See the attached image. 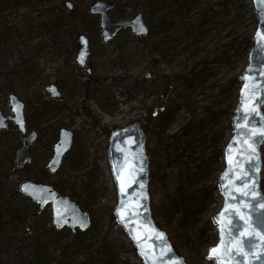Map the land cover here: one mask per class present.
Returning a JSON list of instances; mask_svg holds the SVG:
<instances>
[{"label":"rangeland","instance_id":"rangeland-1","mask_svg":"<svg viewBox=\"0 0 264 264\" xmlns=\"http://www.w3.org/2000/svg\"><path fill=\"white\" fill-rule=\"evenodd\" d=\"M96 2L115 7L114 23L141 14L149 34L126 29L104 43L100 17L90 14ZM256 25L249 0H0V110L11 114L8 96L15 94L26 103L27 134H37L32 163L22 170L15 168L21 134H0V264H142L115 217L100 209L117 201L109 133L135 121L148 133L156 224L188 264H214L206 256L218 242L212 217L223 202V150ZM82 35L90 40V73L76 62ZM25 45L38 49L31 69ZM51 85L61 98L46 92ZM147 108L156 119L150 124ZM167 109L173 119L158 134ZM62 129L73 133V146L60 171L46 176ZM26 181L61 184L89 212L91 227L56 233L51 205L39 214L19 195ZM13 211L21 212L17 220Z\"/></svg>","mask_w":264,"mask_h":264},{"label":"water","instance_id":"water-1","mask_svg":"<svg viewBox=\"0 0 264 264\" xmlns=\"http://www.w3.org/2000/svg\"><path fill=\"white\" fill-rule=\"evenodd\" d=\"M249 1L257 26L248 53V65L238 76L241 87L232 118L233 134L223 150L225 166L218 179L223 203L212 217L218 242L209 248L206 256L207 261L215 264H264V0ZM67 6L70 10L73 8L70 3ZM113 9V5L105 2H96L90 8L91 14L100 16L105 43L128 28L137 36L148 35L149 29L141 14L132 20L114 23L109 18V11ZM79 44L81 48L76 62L85 67L91 54L89 39L82 35ZM46 91L52 98L61 97L55 85L47 87ZM9 105L12 116L5 117L0 110V132L17 126L23 145L17 152L16 169H22L32 162L31 148L37 134L26 135V103L10 94ZM147 136L138 121L110 132L108 157L117 190V203L113 210L116 223L127 234L143 264H188L153 218ZM73 143V133L62 129L47 165L50 174L60 170ZM19 190L39 205V212L51 205L52 223L56 230L69 228L72 233L77 229L85 232L91 226L89 212L82 211L78 204L53 186L26 181ZM213 248L218 249L216 254L211 253Z\"/></svg>","mask_w":264,"mask_h":264},{"label":"trees","instance_id":"trees-1","mask_svg":"<svg viewBox=\"0 0 264 264\" xmlns=\"http://www.w3.org/2000/svg\"><path fill=\"white\" fill-rule=\"evenodd\" d=\"M72 15V14H71ZM96 32H98L99 33V30L98 29H96ZM251 42H252V40L251 39H248L247 41H246V44H245V49L247 50V49H249L250 48V45H251ZM22 49H21V52L23 53V52H25V54H26V59H25V56H24V59L23 60H25L24 61V64H26V66H28L27 68H29V69H31V68H33V66H34V59H35V54H36V52H37V47L35 48V50H33V48H30V47H28V46H22L21 47ZM96 54H95V57H97V58H99L100 56H101V54H100V52L98 51V52H95ZM19 67V66H18ZM147 112L149 113L148 114V116H146L145 117V119H146V122L148 123V124H150L152 121H155L154 120V114L152 113L153 111L151 110H149L148 108H147ZM88 116H90L89 115V113H88ZM173 116H174V112L172 111V109H167V111L164 113H162V114H160L159 115V117H158V124L156 125V127H155V131L158 133V134H160V132L163 130V128L167 125V124H169V122L173 119ZM31 126H32V121H31ZM168 126V125H167ZM153 134V133H152ZM155 152V149H151V150H149V153L150 154H153ZM264 154V153H263ZM44 173H45V175L46 176H48L49 175V173L47 172V170H46V168L44 169ZM263 184H264V179H263ZM59 188H58V190L62 193V194H64V189L61 187V184H58L57 185ZM61 189V190H60ZM27 203L28 202H31L29 199H27L25 196H23V195H21V194H19ZM102 211H104V212H107V213H109V214H111V216H113V212H112V208H100ZM10 218H13V219H18L20 216H21V212L19 211H13L12 213H10ZM34 217H38V214H34ZM113 223L115 224V221H114V218H113ZM56 233H58V232H56ZM133 251H134V249H133V247L131 248ZM135 252V251H134Z\"/></svg>","mask_w":264,"mask_h":264},{"label":"flooded vegetation","instance_id":"flooded-vegetation-1","mask_svg":"<svg viewBox=\"0 0 264 264\" xmlns=\"http://www.w3.org/2000/svg\"><path fill=\"white\" fill-rule=\"evenodd\" d=\"M10 112H11V111H10ZM4 115H5V114H4ZM11 115H12V112H11L10 115H5V116L10 117ZM26 121H27V120H26ZM15 129H16L17 131H19L18 128H17L15 125L13 126V129H12V130H6V131H13V130H15ZM2 132H4V131H2ZM2 132H1V133H2ZM1 133H0V134H1Z\"/></svg>","mask_w":264,"mask_h":264},{"label":"snow or ice","instance_id":"snow-or-ice-1","mask_svg":"<svg viewBox=\"0 0 264 264\" xmlns=\"http://www.w3.org/2000/svg\"><path fill=\"white\" fill-rule=\"evenodd\" d=\"M212 254H216L218 249L217 248H213L210 250ZM142 255H143V252H142ZM209 258H212L211 256Z\"/></svg>","mask_w":264,"mask_h":264}]
</instances>
